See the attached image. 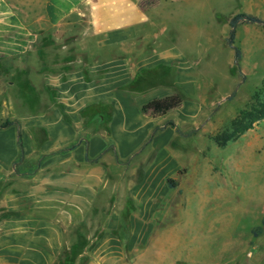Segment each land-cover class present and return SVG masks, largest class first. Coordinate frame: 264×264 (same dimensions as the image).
<instances>
[{"label":"crops","instance_id":"1","mask_svg":"<svg viewBox=\"0 0 264 264\" xmlns=\"http://www.w3.org/2000/svg\"><path fill=\"white\" fill-rule=\"evenodd\" d=\"M28 5L0 0V124L11 122L0 128V264H54L73 244L66 233L88 240L82 264H116L147 243L163 193L180 188L175 145L264 64V27L228 25L240 13L264 21V0ZM172 94L177 109L141 113ZM132 164L137 180L124 185Z\"/></svg>","mask_w":264,"mask_h":264},{"label":"rangeland","instance_id":"2","mask_svg":"<svg viewBox=\"0 0 264 264\" xmlns=\"http://www.w3.org/2000/svg\"><path fill=\"white\" fill-rule=\"evenodd\" d=\"M8 1L16 7H25L28 1L40 9L44 0L33 4L31 0ZM153 2L140 0L143 5ZM86 23L84 16L79 25L85 28ZM255 66L246 79L237 80L225 99L205 112L204 124L197 132L189 131L175 145L180 148V188L163 193L158 212L149 223L153 234L147 243L124 248L116 264H264V228L255 231L264 215V120L254 122L243 133H231L229 128L230 121L264 83V64L259 61ZM231 71L235 72L234 66ZM222 133L228 139L218 146L212 137ZM138 169L137 164L126 168L121 183L135 182ZM130 209L137 212L135 207ZM121 220L127 236V219L123 216ZM88 223L84 235L93 236L97 224L90 228ZM66 237L76 246L70 242L54 264H82L88 257L76 253L86 248L88 240L80 238V245L71 233Z\"/></svg>","mask_w":264,"mask_h":264},{"label":"trees","instance_id":"3","mask_svg":"<svg viewBox=\"0 0 264 264\" xmlns=\"http://www.w3.org/2000/svg\"><path fill=\"white\" fill-rule=\"evenodd\" d=\"M239 21L256 23L264 27V21L254 16L243 13L234 15L229 20L228 25L230 28H232ZM236 60H238V52H236ZM262 96H264V83L254 91L253 95L250 98V101L245 106V108L239 111V113L230 121L229 128L231 129V133H243L246 130L250 129L254 122L264 120V99L262 98ZM180 105L181 98L177 94H172L163 98L153 99L143 104L140 107V111L142 114L155 118L165 115L168 111L177 109ZM10 124L11 122L5 121L0 124V128L7 127ZM166 125L170 127L174 126L171 122H167ZM227 139L228 136H225L224 133L212 137V140L218 146H223ZM72 147L73 146H71L70 148ZM166 182L170 187L174 186L172 185L171 181L167 180ZM261 228H264V215L261 217L259 226L255 228V231L259 232ZM125 230L126 226L121 221L117 230V236L122 243H124L126 239V236L124 235ZM253 235H256V233L254 232Z\"/></svg>","mask_w":264,"mask_h":264}]
</instances>
